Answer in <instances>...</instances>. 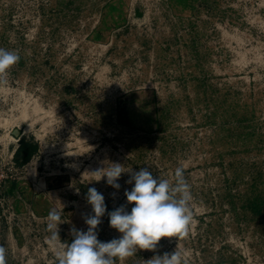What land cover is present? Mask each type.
<instances>
[{"label":"rangeland","instance_id":"1","mask_svg":"<svg viewBox=\"0 0 264 264\" xmlns=\"http://www.w3.org/2000/svg\"><path fill=\"white\" fill-rule=\"evenodd\" d=\"M0 47L20 57L0 82L6 264H58L87 230L89 187L130 211L134 172L174 184L178 167L188 235L123 264L176 249L187 264H264V0H0ZM111 163L119 189L95 172ZM97 231L120 235L107 213Z\"/></svg>","mask_w":264,"mask_h":264},{"label":"clouds","instance_id":"2","mask_svg":"<svg viewBox=\"0 0 264 264\" xmlns=\"http://www.w3.org/2000/svg\"><path fill=\"white\" fill-rule=\"evenodd\" d=\"M19 59L16 51L0 47V82H4ZM95 172H103L101 179L106 177L108 185L116 189L121 187L118 181L125 171L120 163H111V167ZM127 182L133 185L130 191H125L127 202L132 205L130 211L120 206L108 212L103 193L96 187L88 188L86 200L92 213L85 216L87 230L72 229L71 242L60 245L58 264H117V261L123 264L138 250L155 251L162 238L179 239L188 235L193 222L192 194L182 168L175 170L174 184L168 179L155 177L148 168L134 172ZM106 213L110 227L120 235L101 241L97 229ZM46 219L51 239L59 241V226L63 224L61 211L52 208ZM5 251L0 246V264H6ZM145 264H187V258L176 249L155 255Z\"/></svg>","mask_w":264,"mask_h":264}]
</instances>
